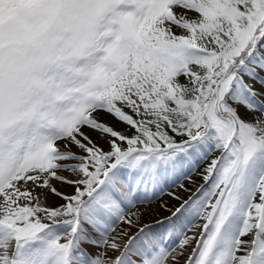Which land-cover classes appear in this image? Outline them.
I'll list each match as a JSON object with an SVG mask.
<instances>
[{
  "label": "snow or ice",
  "instance_id": "6c2138e0",
  "mask_svg": "<svg viewBox=\"0 0 264 264\" xmlns=\"http://www.w3.org/2000/svg\"><path fill=\"white\" fill-rule=\"evenodd\" d=\"M0 264H264V0H0Z\"/></svg>",
  "mask_w": 264,
  "mask_h": 264
}]
</instances>
